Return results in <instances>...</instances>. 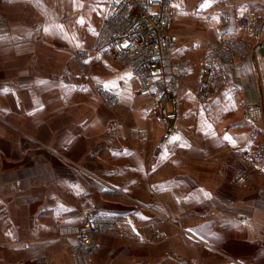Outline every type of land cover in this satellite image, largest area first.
Wrapping results in <instances>:
<instances>
[{"label": "crops", "instance_id": "0c3cea01", "mask_svg": "<svg viewBox=\"0 0 264 264\" xmlns=\"http://www.w3.org/2000/svg\"><path fill=\"white\" fill-rule=\"evenodd\" d=\"M216 1L186 0L185 4L188 12L196 5L209 17L217 16L213 12ZM229 2L235 10L229 9L225 15L259 13L264 8V0ZM110 3L74 0L72 4L73 11L80 14V25H88L102 24ZM58 16L56 10H50L49 0H0V20L6 23L0 26V264H39L31 259L40 256L47 257V264H74L73 232L87 216L112 217L118 224L110 237H97L94 264H132L137 260L149 264H264V158L257 157L261 151L256 142H250L248 130L247 139H234L232 123L242 105L264 100V42L245 44L241 41L244 31L237 27H215L205 35L206 40L215 41L219 32L229 33L232 41L224 46L223 63L234 58L235 68L226 75L228 91L211 96L210 110H184L181 119L205 118L217 134L227 133L226 142L216 137L213 142L183 143L184 171L176 176L160 171V177L153 179L148 169L171 168L173 161L151 164L140 160L137 153L130 154L135 158L136 184L142 185L144 180L145 185L168 186L185 179V215H170L158 203V195L171 190L167 187L161 192L153 190L150 196L130 191L138 203L150 202L166 216L170 223L163 225L157 214L154 217L143 206L113 200L109 187L94 182L91 175L98 170L86 160L84 171L76 167L77 157L87 158L92 152L84 143L112 139L105 126L104 102L95 100L92 120L81 119V115L76 121L71 88L54 82L52 70L39 65L34 54L19 57L22 43L17 29L50 27ZM31 42L23 51L35 46ZM201 127L193 126V134H200ZM76 134L82 135V143H76ZM211 148L216 149L214 159L205 161ZM225 150L229 171L216 172ZM238 175L249 179L244 189L232 182ZM206 181L218 182L213 190H207ZM155 196L156 202L152 201ZM185 218L188 223H181ZM156 233H164L166 239L157 240Z\"/></svg>", "mask_w": 264, "mask_h": 264}, {"label": "rangeland", "instance_id": "374dc122", "mask_svg": "<svg viewBox=\"0 0 264 264\" xmlns=\"http://www.w3.org/2000/svg\"><path fill=\"white\" fill-rule=\"evenodd\" d=\"M73 1L49 0L50 10L59 13L55 25L17 29V36L22 43L19 57L28 58L34 54L39 59V65L52 70L51 78L54 82L60 81L71 88L74 102L73 117H76V121L81 115V119L86 117L93 119L95 112L93 113L91 106L95 100L104 102L105 126L106 129L109 128L108 138L112 139L105 142L91 139L90 143H84L92 152L87 158L81 155L77 157L75 160L77 169L84 171L86 160L89 167L93 166L94 170H98L91 175L94 182L109 187L113 200L143 206L154 217L158 215L157 220L161 224L168 225L170 222L169 220L167 222L165 215L153 209L150 202L138 203L130 191L150 196L155 192L153 190L161 192L167 187L171 190L166 194L160 193L158 203L164 205L170 215L172 213L185 215L187 213L185 179L168 186L145 185L144 180L142 185L136 184L137 172L133 169L135 158L130 154L137 153L140 160L144 159L151 164L173 161L171 168L148 169L146 172L151 175V179L160 177L158 175L160 171L161 173L170 171L176 176L179 171H184L183 143L213 142L216 137H221L224 142L228 140L226 132L217 134L212 125L207 126L205 118L185 120L181 119V112L210 110L213 102L211 96L215 93L223 96L229 89L225 82L226 75L235 68V59L231 58L228 63H223V57L224 46L227 47L232 38L226 32H219V38L215 41L206 40L205 35L215 27L220 30L237 27L244 31V40L242 38L241 41H245V44L263 43L264 8L259 13L248 11L240 15H225L229 9L233 12L235 9L230 2L227 3L228 0H218L214 3L213 9L217 16L206 17L204 14L208 12L201 10L200 6L194 5L188 12L186 0H169L166 3L170 23L169 34L174 44L165 50V59L161 62L158 73L152 78L151 88L145 89L142 80L134 75L126 64L112 59L104 51L106 44L104 38L109 27L117 28L118 24L105 23L107 15L102 24L80 25V14L73 11L75 9ZM111 4L112 0L109 11ZM4 24L6 23L0 20V26H5ZM31 41L35 42V46H32L31 50L28 48L23 51L28 43H32ZM115 69L118 70L117 73ZM161 87L166 89L165 97L157 95V90ZM201 89L205 95L200 96ZM85 111L88 112L86 116ZM232 123L235 127L234 139L239 141L244 137L247 139L248 130L250 142H256L257 150L261 151L257 157L264 158V100L260 99L257 104L242 105L238 113L232 117ZM197 125H202V132L195 135L192 127ZM113 135L116 136V142L113 141ZM81 138L82 135L76 134L75 139L78 141L76 143H82ZM215 150L211 148L205 153V161L211 162L214 159L212 154ZM206 155H209L208 158ZM223 158L224 161L219 169L217 167L216 172L229 171L230 158L226 150ZM260 171L263 172L261 169ZM217 182L206 181L204 187L213 190ZM232 182L234 186L244 189L249 179L244 175H238ZM155 199L157 196L152 198V201L156 202ZM88 219L95 224V228L91 227L87 232L91 243L86 247H80L77 236L87 227L85 221ZM181 223H188L187 218L182 219ZM55 224L60 227L58 221ZM175 224L181 226L177 222ZM117 228L118 224L112 217L87 216L83 225L73 232L75 243L71 254L74 264H94L98 252L97 237L100 235L110 237ZM155 236L160 241L166 239L164 233H156ZM31 262L47 264L48 259L46 256L34 257ZM142 263L149 264L146 260H137L132 264ZM19 264L24 262L20 261Z\"/></svg>", "mask_w": 264, "mask_h": 264}, {"label": "built area", "instance_id": "2783aa9c", "mask_svg": "<svg viewBox=\"0 0 264 264\" xmlns=\"http://www.w3.org/2000/svg\"><path fill=\"white\" fill-rule=\"evenodd\" d=\"M168 1L112 0L105 22L118 24L117 28L112 29L110 26L104 38L106 55L126 64L142 80L145 89L151 88L152 78L158 73V68L165 59V50L174 44L169 34ZM157 91L158 96L165 97L166 89L161 87ZM202 95L205 93L201 89L200 96ZM85 222L87 227L77 236L80 247L91 243L87 232L91 227L95 228L90 219Z\"/></svg>", "mask_w": 264, "mask_h": 264}, {"label": "bare ground", "instance_id": "6f19581e", "mask_svg": "<svg viewBox=\"0 0 264 264\" xmlns=\"http://www.w3.org/2000/svg\"><path fill=\"white\" fill-rule=\"evenodd\" d=\"M112 5V4H111ZM110 8H111V6H110ZM111 10V9H110ZM109 13H110V11H109ZM109 15V14H108Z\"/></svg>", "mask_w": 264, "mask_h": 264}]
</instances>
